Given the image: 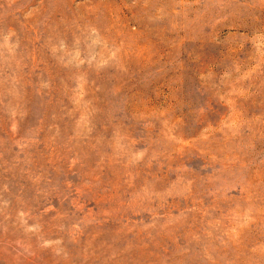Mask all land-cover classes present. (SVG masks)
Instances as JSON below:
<instances>
[{
  "label": "rangeland",
  "instance_id": "374dc122",
  "mask_svg": "<svg viewBox=\"0 0 264 264\" xmlns=\"http://www.w3.org/2000/svg\"><path fill=\"white\" fill-rule=\"evenodd\" d=\"M0 264H264V0H0Z\"/></svg>",
  "mask_w": 264,
  "mask_h": 264
}]
</instances>
